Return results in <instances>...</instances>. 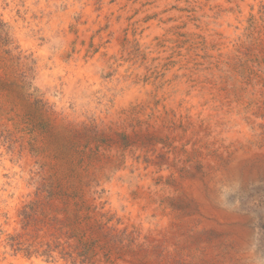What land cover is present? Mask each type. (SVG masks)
I'll return each mask as SVG.
<instances>
[{"label": "rangeland", "instance_id": "obj_1", "mask_svg": "<svg viewBox=\"0 0 264 264\" xmlns=\"http://www.w3.org/2000/svg\"><path fill=\"white\" fill-rule=\"evenodd\" d=\"M234 154L264 163V0H0V264H264Z\"/></svg>", "mask_w": 264, "mask_h": 264}, {"label": "bare ground", "instance_id": "obj_2", "mask_svg": "<svg viewBox=\"0 0 264 264\" xmlns=\"http://www.w3.org/2000/svg\"><path fill=\"white\" fill-rule=\"evenodd\" d=\"M252 160L253 159L247 160L246 156L244 155H235L234 158H232V161L227 164L228 166L223 168L218 173V175L216 174L217 178L215 181H217L218 184L220 183V185L221 183H224L227 187H239L241 189H244L248 182L258 181L259 179L264 180V163L255 162ZM216 187L217 185L208 187L207 189L201 188V190L198 191L197 195L199 196L200 201L204 205L203 208H205L206 211L212 212L216 215V218H214L215 216H211V218H208L207 224L225 230L229 229L231 230V232L237 234V237L240 236V241L242 242V245L248 244L247 233L244 230V232L242 233V230H240L242 229L240 218L234 213H229L224 209L219 208L218 204L220 202L218 199H220V197L218 191L216 190ZM230 219H233L234 222L228 224Z\"/></svg>", "mask_w": 264, "mask_h": 264}]
</instances>
